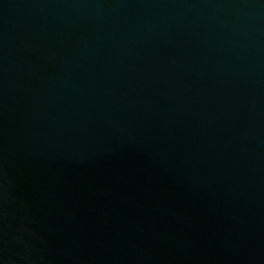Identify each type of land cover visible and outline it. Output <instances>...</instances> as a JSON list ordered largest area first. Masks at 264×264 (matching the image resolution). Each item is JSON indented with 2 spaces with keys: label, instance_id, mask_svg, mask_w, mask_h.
<instances>
[{
  "label": "water",
  "instance_id": "water-1",
  "mask_svg": "<svg viewBox=\"0 0 264 264\" xmlns=\"http://www.w3.org/2000/svg\"><path fill=\"white\" fill-rule=\"evenodd\" d=\"M0 264H264V0H0Z\"/></svg>",
  "mask_w": 264,
  "mask_h": 264
}]
</instances>
